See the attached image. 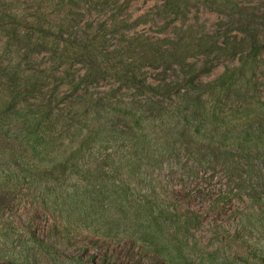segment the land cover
I'll use <instances>...</instances> for the list:
<instances>
[{"label":"rangeland","instance_id":"rangeland-1","mask_svg":"<svg viewBox=\"0 0 264 264\" xmlns=\"http://www.w3.org/2000/svg\"><path fill=\"white\" fill-rule=\"evenodd\" d=\"M163 40L184 69L146 64ZM263 102L264 0H0V262L263 264ZM19 109L39 120L34 158ZM120 176L194 218L168 260L119 220Z\"/></svg>","mask_w":264,"mask_h":264},{"label":"trees","instance_id":"trees-1","mask_svg":"<svg viewBox=\"0 0 264 264\" xmlns=\"http://www.w3.org/2000/svg\"><path fill=\"white\" fill-rule=\"evenodd\" d=\"M205 38L208 39V36H206ZM207 42L208 41L198 45L199 50H201L203 54H207L206 52L210 49V46L207 45ZM163 45L165 47L173 45L174 48L173 50L164 51L153 50L151 47L144 48V53H146L145 59L147 60L146 64L150 63L156 65V67H159L160 65H163V62H161V60L164 61L170 58L175 59L174 61L178 63V65L181 66L182 69H184L187 65L188 56L185 50L182 51L183 48H181V44L179 42L163 40ZM254 68L256 69V67ZM143 89L153 95H162L164 92V87L159 85H146L143 86ZM261 105L264 107V102L261 103ZM11 109H14V106H12ZM253 111V108L235 110L232 113V116H230L229 118H222V122H219V124L222 123L223 125H226L228 124V122L236 120L240 121L245 118H250L254 114ZM12 120L22 124V127L18 129V132H20L19 139L21 140V142H27L28 144L32 143L30 146L31 151L28 153V156L34 158L35 150L40 145V140L42 139L39 120L35 118V113L31 110H15L12 114ZM256 140L260 141V143L258 142L255 147L257 149L258 155L261 157L264 153V134L261 136H256ZM26 170L32 171L31 166H28ZM26 170L23 169L22 171ZM120 171L121 169L118 170L119 173H121ZM117 185L122 191L118 194L117 197L116 210L119 214L125 217H121L119 219L121 223L130 221V225L134 226L129 225V228L136 227L139 229L137 240L141 243L149 244L153 247L154 251L157 252L159 257L164 260H168L171 255V245H174L175 241L173 239V235L177 232V228L189 227V225H192V221L194 220V218L191 215L179 210L170 211L163 208H155L154 203H159V198L157 194L153 192L138 195L135 194V192L127 193L123 191L124 180L121 176ZM150 196L151 198H149ZM124 201L128 202L129 210H124ZM181 213H183V215H181ZM173 229H175V231L171 232ZM174 250L176 252H181L180 248H174ZM107 259H104L102 263L98 264H109L111 260L109 258ZM87 261L89 264H97L95 263V259L92 257L88 258ZM0 264L4 263L0 262Z\"/></svg>","mask_w":264,"mask_h":264}]
</instances>
